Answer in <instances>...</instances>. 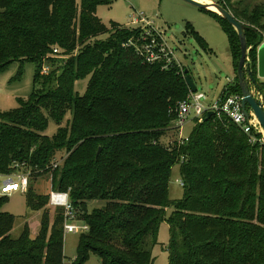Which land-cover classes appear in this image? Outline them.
I'll return each mask as SVG.
<instances>
[{"label": "trees", "instance_id": "obj_1", "mask_svg": "<svg viewBox=\"0 0 264 264\" xmlns=\"http://www.w3.org/2000/svg\"><path fill=\"white\" fill-rule=\"evenodd\" d=\"M111 1L0 0V72L14 62L35 64L32 94L17 108L0 112V172H12L19 163L29 172V183L49 172L54 190L68 193L75 220L88 227L78 236L72 264H87L91 257L97 264H152L151 249L168 206L167 264H264V145L251 143L225 117L212 114L195 122L188 142L178 145L176 109L189 94L185 68L148 64L125 46L138 37V28L112 24L107 30L96 10ZM216 3L246 26L256 79L264 4L247 12L232 0ZM205 11L223 25L237 68L236 31ZM55 48L59 55L52 53ZM54 62L59 67L51 81L40 70ZM86 76V91L79 95L75 83ZM232 93H240L236 73L220 96ZM66 113L69 119L60 127ZM49 118L59 125L51 137L44 134ZM59 152L66 155L62 168L52 166ZM176 164L184 192L172 200L169 183ZM6 197L0 196V264L70 259L63 253L60 207L54 208L48 235L49 195L28 184L26 206L41 211L40 228L31 237L25 224L17 238L11 237L15 216L2 210ZM90 202L99 205L89 209Z\"/></svg>", "mask_w": 264, "mask_h": 264}, {"label": "rangeland", "instance_id": "obj_2", "mask_svg": "<svg viewBox=\"0 0 264 264\" xmlns=\"http://www.w3.org/2000/svg\"><path fill=\"white\" fill-rule=\"evenodd\" d=\"M217 1L212 0L213 3ZM232 3L237 9L250 12L256 5L264 4V0H232ZM139 13H142L146 20L151 21L153 26L163 33L168 46L174 50L177 62L188 70L197 90L207 95L206 103L217 99L227 84V78L233 79L237 69L232 61L228 38L223 25L204 9L190 5L183 0H112L110 5H100L96 10L97 17L107 30L111 28L112 24L130 25L131 16ZM193 32L201 36L206 47L195 40ZM107 35L108 33L101 35L100 39L104 40ZM253 45L252 43L247 46V55L250 54ZM245 62L248 66L250 65L248 56ZM47 65L49 67L48 73H41L40 75L51 78L52 81L57 75L56 69L59 65L57 62ZM34 73L35 64L32 62H24L23 64L14 62L6 70L0 72V112L17 108L19 100H25L32 94ZM255 81L258 85L264 86V78H259L256 75ZM87 82L88 77L86 76L75 83V91L79 95L85 93ZM68 119L69 113H66L59 124L60 127H64ZM194 123V120L190 119L182 126L183 136H189ZM59 125L49 118L44 134L48 137L53 136ZM170 135L171 133L166 134L167 137H170ZM71 137L70 132L67 133L66 139ZM55 158L58 167H64L66 155L59 152L55 155ZM20 167L22 170H26L24 166ZM29 185L33 191L46 196L55 189L52 175L49 172L31 178ZM183 192L178 174V165L176 164L172 167L169 198L179 200L183 197ZM87 205L91 209L99 203L90 202ZM45 207L49 214V235L55 212L54 207L49 203ZM2 210L15 216L11 230L12 238H17L20 235L25 224L28 225L31 237L38 234L41 211H33L27 208L24 193L15 192L7 196ZM171 212L172 207H166L163 218L159 223L156 244L151 249L152 264L168 263L169 231L167 219ZM78 236V233H64L63 253L67 258L72 259L75 257ZM90 263H96L93 257L87 262V264Z\"/></svg>", "mask_w": 264, "mask_h": 264}, {"label": "built area", "instance_id": "obj_3", "mask_svg": "<svg viewBox=\"0 0 264 264\" xmlns=\"http://www.w3.org/2000/svg\"><path fill=\"white\" fill-rule=\"evenodd\" d=\"M131 24L125 27L129 29L138 28L139 33L136 39H130L125 46L133 47L137 54L148 64H161L162 69H168L174 65L180 68L183 66L175 59V53L170 48L163 37V33L156 29L151 21L146 20L142 13L131 16ZM52 53L59 55V49L55 48ZM65 58V57H62ZM247 58V57H246ZM48 65L44 64L41 67L40 74L48 73ZM245 75L248 82L249 92L254 100L260 104V108L264 112V89L260 88L257 83L250 82L246 70L250 69L245 62ZM233 79L227 78L226 85H232ZM224 90H227L225 87ZM207 95L204 92L198 91L190 92L188 96L178 102L176 119L174 121V127L176 129L175 142L178 145L188 142L189 136H183L182 126L193 119L194 122L200 123L203 121L204 116L207 113L215 115L217 118L225 117L243 133L250 137V142L256 141L264 145V132L260 126L252 109L246 106V113L242 110V95L241 93H232L226 96L219 97L213 101L206 103ZM183 159V157H182ZM58 165L57 161H53L52 166ZM19 163H15L14 170L9 173L0 172V196H9L15 192L24 193L27 191L29 184V172L23 171ZM182 185V182H181ZM49 205L60 207L63 209L64 233H82L88 230V227L84 223H79L74 218V210L69 202L68 193L52 190L49 193L48 199ZM73 258L64 260L63 264H72ZM93 264V263H90Z\"/></svg>", "mask_w": 264, "mask_h": 264}, {"label": "water", "instance_id": "obj_4", "mask_svg": "<svg viewBox=\"0 0 264 264\" xmlns=\"http://www.w3.org/2000/svg\"><path fill=\"white\" fill-rule=\"evenodd\" d=\"M184 2L196 6L200 9H204L207 11H211L213 13H216L219 15L221 18H223L227 23H229L234 30L237 33V36L239 38V45H240V56L237 64V69H236V78L237 82L240 88V93L242 95V110L245 115L246 113V106L250 107L255 114L260 126L262 127V130L264 132V112L260 108V104L257 103L254 98L252 97L251 93L249 92L248 88V82L247 78L245 75V61L247 57V45H246V40H245V28L246 26L238 21L227 9L219 5L218 3H211V4H206L199 2L197 0H183ZM210 6H213L215 10L210 9ZM184 80L185 83L189 89L190 92H195L196 91V86L193 83L188 70H184ZM247 76L250 80L251 83L255 84L256 81L251 73L250 69L246 70ZM256 75L259 78H264V42L261 43L258 48H257V67H256ZM206 116H211V113H207ZM100 149L98 150V152Z\"/></svg>", "mask_w": 264, "mask_h": 264}, {"label": "bare ground", "instance_id": "obj_5", "mask_svg": "<svg viewBox=\"0 0 264 264\" xmlns=\"http://www.w3.org/2000/svg\"><path fill=\"white\" fill-rule=\"evenodd\" d=\"M197 1L202 2V3H206V4H211V2H208V0H197ZM210 9L215 10V8L213 6H210Z\"/></svg>", "mask_w": 264, "mask_h": 264}, {"label": "crops", "instance_id": "obj_6", "mask_svg": "<svg viewBox=\"0 0 264 264\" xmlns=\"http://www.w3.org/2000/svg\"><path fill=\"white\" fill-rule=\"evenodd\" d=\"M208 2H211V3H213V2H212V0H208Z\"/></svg>", "mask_w": 264, "mask_h": 264}]
</instances>
